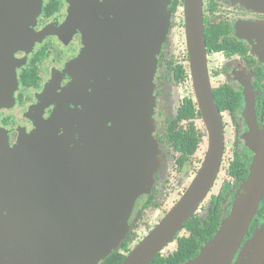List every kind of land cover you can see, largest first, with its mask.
<instances>
[{"label":"water","instance_id":"95a60500","mask_svg":"<svg viewBox=\"0 0 264 264\" xmlns=\"http://www.w3.org/2000/svg\"><path fill=\"white\" fill-rule=\"evenodd\" d=\"M230 1L264 13V0ZM104 6L118 10L113 20L102 23L108 25L106 44L120 58L106 64L114 66L113 76L100 108L109 114L113 106L119 121L107 127L106 113L98 127L84 128L87 134L81 136L76 112L66 105L15 146L0 140V264H100L126 239L136 199L150 192L158 164L151 136L153 78L169 28L167 6L164 0H108ZM71 8L67 25L82 34L85 45L71 65L73 82L65 91L76 99L81 81L78 65H84L88 74L92 71V24L101 6L97 0H72ZM12 9L11 4L0 6V108L12 95L14 54L31 42L30 18L8 12ZM183 12L190 75L208 150L187 190L121 264H150L171 245L204 201L219 170L224 136L206 67L202 0H184ZM235 36L247 41L253 54L260 45L256 57L264 65V22H238ZM108 92L114 99L109 100ZM246 104L252 105L248 98ZM58 130L63 131L60 137ZM253 130L256 155L229 216L183 264H230L239 249L264 197V136ZM263 261L264 226L238 264Z\"/></svg>","mask_w":264,"mask_h":264},{"label":"flooded vegetation","instance_id":"af4514ba","mask_svg":"<svg viewBox=\"0 0 264 264\" xmlns=\"http://www.w3.org/2000/svg\"><path fill=\"white\" fill-rule=\"evenodd\" d=\"M71 1L0 0V6L12 5V11L8 12L27 16V20L30 18L28 30L31 42L14 54L15 74L11 84L12 95L6 105L0 108V140L7 142L10 147L15 146L22 136L33 134L41 123L47 122L62 106L68 105L70 110L76 112L81 136L87 134L84 128L98 127L102 122L100 117L105 119L107 111L101 109L100 105L104 100L102 94L106 91V84L109 85L111 82L113 76L111 70L114 67H106V64L114 61L113 57L116 61L120 57L118 52L116 54V51L113 52L111 46L106 44L108 33L104 30L108 25L102 22L113 20V13L118 10L116 8L106 9L104 4L108 0H97L101 8H97L92 24L93 45L90 54V59L93 62L92 71L88 74V71L84 72V65H78L77 72L81 79L79 95L76 99H72L65 95V91L73 82L70 69L75 60L83 54L85 45L82 34L67 25L72 13ZM164 1L170 22L165 41L157 56L158 66L154 76L156 85L154 95L159 101L163 97L164 69L171 75V82L174 85L189 84L191 92L185 93L180 97L181 99L176 100L178 104L176 106L174 103L175 111L172 117H165L159 121L163 112L158 111L157 108L154 110L153 137L161 154L162 151L168 150L170 158H166L172 159L178 170L186 168L202 149V158L197 164L191 181L181 191L177 200L172 204V208L187 190L204 161L208 150V134L198 110L190 75L183 12L184 0ZM179 10L181 11L180 15H178ZM178 16L180 19L178 18L179 22L176 24L175 17ZM242 21L264 22V13L246 10L238 5H233L230 0H202L206 67L212 91L220 90L225 100V108L221 111L218 110L223 126L224 149L214 183L204 201L199 204L196 213L200 214L203 219H207L205 225L212 222L209 229L216 227V230L220 223L229 216L235 193L246 180L252 164L253 154L241 140L243 135L249 133V128L246 125L247 117L253 118V122L255 120V128L264 136V65L252 53V46L247 41L240 40L235 36V25ZM178 27L180 30L179 51L173 58V35ZM211 29L213 37L217 38V46L221 47L216 51H213L211 45L208 44L212 40L208 39L207 43L205 38V32ZM175 59L177 62L173 63L172 60ZM87 77H89L88 81ZM185 91H188L187 86H185ZM244 91L248 101L252 104L249 109L253 111L254 117L248 116L244 112L247 109H245L247 105H245ZM108 98L109 100L114 99L110 96V92H108ZM188 100L196 104L199 117L195 116L188 120L181 118L182 114L186 112V110L183 111V108ZM110 108L109 114L113 106ZM112 111V115L108 113L106 115L107 127L115 126V122L119 121L117 111ZM62 134L63 131L58 130L57 136L60 137ZM177 135L196 140V149L191 154L184 156L180 148L175 145ZM76 138H79V135ZM229 153L230 155H228ZM160 157L166 159L163 155ZM163 183L165 184V182ZM161 186L165 187L162 183ZM156 189L157 185L148 196L138 198L137 208L134 211V214L138 215L137 220L140 219L142 212L155 205ZM171 208L165 211L161 219ZM210 215L213 219H209ZM134 222L132 226L135 225ZM263 226L264 198L259 203L249 224L237 256L243 252L249 241L256 233L260 232ZM131 231H133V227ZM235 260L237 261L236 257Z\"/></svg>","mask_w":264,"mask_h":264},{"label":"rangeland","instance_id":"374dc122","mask_svg":"<svg viewBox=\"0 0 264 264\" xmlns=\"http://www.w3.org/2000/svg\"><path fill=\"white\" fill-rule=\"evenodd\" d=\"M233 5H235V4H233ZM180 14H181V11L179 10L178 11V15H180ZM178 18L180 19V16L175 17L176 24H178V22H179ZM169 22H170V20H169ZM174 35H173L174 39H173V45H172L173 46V50H174V53L172 54L173 58L177 54V51H179V49H178L179 48L178 42H179V37H180L179 27L175 29ZM174 44H175V47H174ZM255 44L256 43L254 42V45ZM258 47L260 48V51L259 52L255 51V53H254L255 56H257V55H259L261 53L262 47L260 45ZM161 48H162V46H161ZM161 48H160V50H161ZM159 53H160V51H159ZM166 55H167V58L169 59L167 51H166ZM156 61L157 62H156V68H155L154 76L156 74V70H157V66H158L157 57H156ZM172 62L176 63L177 59L172 60ZM217 62H218V60H217ZM218 64H219V62L217 63V65ZM162 83H163V85H162L163 97L159 101L156 98V96L154 95V92L156 90V85L154 84V78H153L154 106L152 108V114H151V119H152L151 136H152V140H153V147H154L155 152H156V157L158 159V164H157L156 171L153 174V182H152L153 184L151 186L150 192L157 185V189H156L157 190V197L155 198V202H154L155 205L151 206L150 209L145 210L144 212H142L141 213V217L139 216L140 219H138V220L136 219L138 215L134 214L135 208H137V206H136V203L138 202L137 200L141 196H148V194H150V192L148 194H143V195L139 196L136 199V201H135L134 207L132 209V212H131V214H130V216L128 218V222H127L128 225H129L128 234L135 236V239H134L133 243L131 244L132 248L148 233V231L156 223L159 222V220L161 219V217L163 216L165 211H167L169 208H171L172 204L179 197L181 191L191 181V179H192V177L194 175L195 169L197 168V164H198L200 158H202V149H201L198 152V154H196V156L189 162V164L187 165L186 168H184L182 170H178L177 167L174 165L173 160L172 159L171 160L167 159V158H170L169 154H168V150L167 151H162L163 152L162 154L159 151L158 145H157V143H156V141H155V139L153 137L154 125H155L154 124V118H153L154 117V110L157 108L158 111L163 112L161 114L160 118H159V121H161L162 119H165V117H172L173 116V112L175 111L173 109V108H175L174 103L176 104V106L178 104V102L176 103V100L177 99L178 100L181 99L180 97L183 96L185 93L187 94V93L191 92V90L189 88L190 87L189 84L185 85V86H187L188 91H185V86L174 85L171 82V75L168 74L165 71V69H164V72H163ZM212 86H214V85L212 84ZM243 94L245 95L246 92L244 91ZM246 99H247V96L245 95V101H246ZM245 105H247V104L245 103ZM245 109L246 110L244 112L248 116L252 115L254 117L253 111H250V109L247 106L245 107ZM246 120H247L246 125L249 128V133L247 135H243L241 140L243 142H245L246 148H248L249 151L251 152V154H253V158H252V161H253L254 158H255L254 147L258 143V141L256 139L257 138V134H254L256 131L253 130V128H255V125H254L255 120L253 122V118H251V117H247ZM254 137H255L256 140H254ZM229 146H230V140H229ZM160 155H163L165 158L167 157L166 158L167 161L163 157H160ZM228 155H230V153ZM163 182H165V184ZM161 183L163 185H165L164 188L161 186ZM237 192L235 193V197L238 195ZM235 197H234V200H235ZM263 198H262V200H263ZM258 206H259V204H258ZM135 219L137 220L136 223L134 222ZM133 222L135 223V225L133 224L134 226H132ZM132 227H133V231H131ZM182 233L183 232H181L179 234L181 235ZM128 234H127V236H128ZM172 246L173 245H169L167 249H169V251L172 250ZM237 252H238V250H237ZM237 252L234 255V257H233V259H232L230 264H232V263L233 264H238L239 263V260L241 259V254H239L237 256ZM235 257L237 258V261L235 260L236 262L234 261Z\"/></svg>","mask_w":264,"mask_h":264},{"label":"trees","instance_id":"16d2710c","mask_svg":"<svg viewBox=\"0 0 264 264\" xmlns=\"http://www.w3.org/2000/svg\"><path fill=\"white\" fill-rule=\"evenodd\" d=\"M216 32H220L215 30ZM205 38L212 41L208 44L211 45L212 50L216 51L221 49L217 46V38L213 37L212 29L205 32ZM214 101L219 111L225 108V100L220 90H213ZM182 114V119H190L195 116L199 117L197 106L191 100L185 103ZM182 111L180 112V114ZM189 139V141H188ZM176 147L180 148L184 156H187L196 149L197 141L192 138L182 137L177 135L175 141ZM247 179V178H246ZM246 181V180H245ZM151 205V203H150ZM212 215L209 216V219ZM207 219H203L198 213H195L183 226V233L178 234L172 242V250L169 251L166 247L160 254H158L150 264H183L186 261L194 258L199 251V248L212 239L217 232L216 227L209 229L212 222L205 225ZM221 224V223H220ZM220 226V225H219ZM219 228V227H218ZM135 239L134 235H129L118 248L107 256L100 264H121L126 255L131 251V244Z\"/></svg>","mask_w":264,"mask_h":264}]
</instances>
